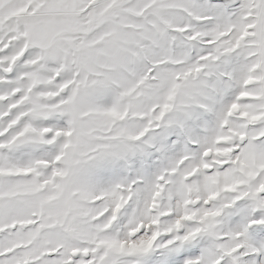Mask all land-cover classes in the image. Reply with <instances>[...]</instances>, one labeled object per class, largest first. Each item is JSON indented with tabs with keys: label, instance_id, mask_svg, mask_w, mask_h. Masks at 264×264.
Wrapping results in <instances>:
<instances>
[{
	"label": "snow or ice",
	"instance_id": "snow-or-ice-1",
	"mask_svg": "<svg viewBox=\"0 0 264 264\" xmlns=\"http://www.w3.org/2000/svg\"><path fill=\"white\" fill-rule=\"evenodd\" d=\"M0 264H264V0H0Z\"/></svg>",
	"mask_w": 264,
	"mask_h": 264
}]
</instances>
